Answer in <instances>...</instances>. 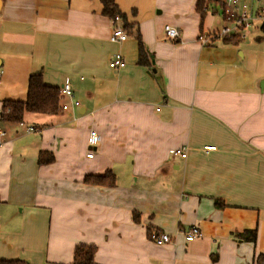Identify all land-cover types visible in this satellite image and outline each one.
Masks as SVG:
<instances>
[{"label": "crops", "instance_id": "obj_1", "mask_svg": "<svg viewBox=\"0 0 264 264\" xmlns=\"http://www.w3.org/2000/svg\"><path fill=\"white\" fill-rule=\"evenodd\" d=\"M236 1L262 15L251 26L260 34L202 44L231 24L226 0L205 14L200 0H114L141 65L135 35L110 41L99 0H0V112L26 99L33 74L67 80L79 102L26 112L22 125L0 120V260L73 264L77 245H93L94 264H264V0ZM105 174L113 185L84 181ZM192 227L200 235L186 241Z\"/></svg>", "mask_w": 264, "mask_h": 264}, {"label": "trees", "instance_id": "obj_2", "mask_svg": "<svg viewBox=\"0 0 264 264\" xmlns=\"http://www.w3.org/2000/svg\"><path fill=\"white\" fill-rule=\"evenodd\" d=\"M103 13L109 18H114V16H119L122 21L123 30L127 36L135 35L139 42V57L138 63L141 65L146 64V59L138 34L132 31V27L125 22V16L118 10L114 0H99ZM215 1V0H214ZM213 0H200L198 4V9L202 14H205L206 9L209 5L215 4ZM220 7L222 9L223 20L226 23H232L234 21V14L229 11L225 4L221 3ZM261 30L264 32V21L260 26ZM242 39L240 35L230 34L223 36L222 42L225 44H235L238 40ZM62 96L60 94L59 87L47 86L43 84L40 74H33L29 76L28 86H27V96L24 101H6L2 105V110L0 112V120L9 123L19 124L23 121V115L26 112L40 113V114H56L61 110ZM53 160V156L44 154L39 155V163H49ZM86 183H91L95 185H113L112 177L110 174H105L104 176H91L86 177L84 180ZM95 253V247L93 245H77L73 252V264H94L93 256ZM261 260V257H260ZM0 264H28L24 260H0Z\"/></svg>", "mask_w": 264, "mask_h": 264}, {"label": "built area", "instance_id": "obj_3", "mask_svg": "<svg viewBox=\"0 0 264 264\" xmlns=\"http://www.w3.org/2000/svg\"><path fill=\"white\" fill-rule=\"evenodd\" d=\"M236 3H237L236 0H226V4L232 7L233 14H234V21L230 25L222 27L217 32L201 34L198 37V40L202 44H207L210 40L217 39V38H220L226 35H230L234 33L236 30L250 28L252 26L253 21L257 18L259 19L262 16V15L256 14L255 12L254 13L247 12L246 10L237 11ZM111 24H112V28H111L110 38H109L110 41L123 42L124 40H126L127 34L123 30L121 18L119 16H114V18L111 19ZM163 32L167 40L176 42L179 38V31L173 26L165 25L163 27ZM123 64H124V60L120 53H115L109 61V66L114 69L120 68ZM59 90H60V94L62 98H67L70 100V105H73L74 107L79 106V102L77 100H74L73 98V90H72L70 83L67 80L64 81V83L60 86ZM68 106L69 104L67 103H64V102L61 103V110L63 111V110L68 109ZM19 124L22 125V123H19ZM27 130L35 131V128H33L32 126H28ZM1 135L2 134H0V136ZM99 140H100V137L97 134V132L93 129H90L88 137H87L88 146L94 148L98 144ZM0 143H1V140H0ZM204 149L214 150L215 147L208 146V147H205ZM172 154L178 155L182 158H186V151L182 149H176L172 152ZM87 156L92 157L93 152L92 151L88 152ZM181 234L184 236V239L186 241H191L200 235L199 230L196 227H192L189 230L181 232ZM150 238L156 244H164V243H169L172 241L171 237L166 233H161V234L152 233L150 235Z\"/></svg>", "mask_w": 264, "mask_h": 264}, {"label": "rangeland", "instance_id": "obj_4", "mask_svg": "<svg viewBox=\"0 0 264 264\" xmlns=\"http://www.w3.org/2000/svg\"><path fill=\"white\" fill-rule=\"evenodd\" d=\"M244 34L246 35V39L252 35L251 33H257L258 35L260 34V30H259V24H255L254 27H250V28H247V29H244ZM256 34V35H257ZM255 35V34H253Z\"/></svg>", "mask_w": 264, "mask_h": 264}]
</instances>
